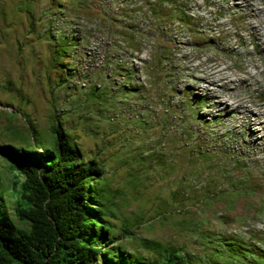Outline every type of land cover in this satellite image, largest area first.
Here are the masks:
<instances>
[{"label": "rangeland", "instance_id": "374dc122", "mask_svg": "<svg viewBox=\"0 0 264 264\" xmlns=\"http://www.w3.org/2000/svg\"><path fill=\"white\" fill-rule=\"evenodd\" d=\"M27 1L0 0V146L30 124L47 141L58 121L104 162L123 253L147 241L232 264L215 249L233 242L264 256V0H188L192 28L149 0Z\"/></svg>", "mask_w": 264, "mask_h": 264}, {"label": "trees", "instance_id": "16d2710c", "mask_svg": "<svg viewBox=\"0 0 264 264\" xmlns=\"http://www.w3.org/2000/svg\"><path fill=\"white\" fill-rule=\"evenodd\" d=\"M68 1L82 9L87 0ZM187 1L149 0L146 7L159 22L176 21L192 28L194 17L185 5ZM55 50L61 53L58 47ZM100 96L96 91L92 95L98 104H104L107 100ZM56 122L47 141L40 138L32 124L21 132L6 129L11 141L10 145L0 146V264H194L172 247L147 241L134 253H123L113 246L116 227L110 219L116 216L106 190L104 162L87 159L77 142ZM7 171L13 174L10 183ZM213 198L206 196L201 204L210 207ZM86 202L94 207L87 209ZM195 226L184 228L195 234L204 227V221ZM198 234L203 244H215L202 232ZM131 235V230H124V239L129 240ZM234 245L226 243L224 252L215 249L218 261L221 255L231 254L232 264L236 259L264 264L262 253L257 255L249 247L242 250V246Z\"/></svg>", "mask_w": 264, "mask_h": 264}, {"label": "bare ground", "instance_id": "6f19581e", "mask_svg": "<svg viewBox=\"0 0 264 264\" xmlns=\"http://www.w3.org/2000/svg\"><path fill=\"white\" fill-rule=\"evenodd\" d=\"M249 133L252 135V136H254L255 134H256V132L255 131H252L251 129L249 130ZM240 134H242V133H240ZM243 135V134H242Z\"/></svg>", "mask_w": 264, "mask_h": 264}]
</instances>
